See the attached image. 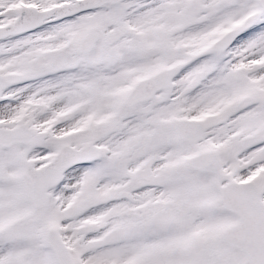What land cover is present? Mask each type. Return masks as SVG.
<instances>
[{
  "label": "snow or ice",
  "instance_id": "obj_1",
  "mask_svg": "<svg viewBox=\"0 0 264 264\" xmlns=\"http://www.w3.org/2000/svg\"><path fill=\"white\" fill-rule=\"evenodd\" d=\"M0 264H264V0H0Z\"/></svg>",
  "mask_w": 264,
  "mask_h": 264
}]
</instances>
